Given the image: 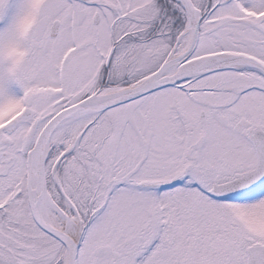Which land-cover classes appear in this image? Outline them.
Masks as SVG:
<instances>
[{
	"label": "snow or ice",
	"instance_id": "snow-or-ice-1",
	"mask_svg": "<svg viewBox=\"0 0 264 264\" xmlns=\"http://www.w3.org/2000/svg\"><path fill=\"white\" fill-rule=\"evenodd\" d=\"M0 264H264V0H0Z\"/></svg>",
	"mask_w": 264,
	"mask_h": 264
}]
</instances>
